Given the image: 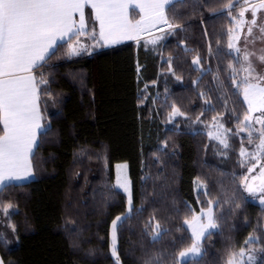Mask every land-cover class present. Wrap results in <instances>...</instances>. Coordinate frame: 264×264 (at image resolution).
I'll list each match as a JSON object with an SVG mask.
<instances>
[{"label":"trees","instance_id":"obj_1","mask_svg":"<svg viewBox=\"0 0 264 264\" xmlns=\"http://www.w3.org/2000/svg\"><path fill=\"white\" fill-rule=\"evenodd\" d=\"M237 2L176 3L168 15L182 27L167 35L159 53L128 43L68 59L67 44L59 48L43 69L49 83L41 97L45 128L34 152V178L0 190V206L11 203L16 209L0 224L11 240L8 245L0 240L4 264H114L111 221L127 205L113 187L118 163H128L133 206L142 209L119 229L122 264H145L158 252L172 264L191 243L190 232L181 228L191 215L186 205L199 212L209 198L222 202L215 209L222 218L220 229L203 240L198 264H224L229 248L238 250L254 229L264 228V206L240 186L246 168L240 166L239 148L242 138L251 148L247 138L231 134L223 155L204 129L219 114L235 133V116L242 118L246 109L227 71L230 63L239 67L227 48L228 11L236 15ZM229 4L233 9H226ZM197 55L201 62L194 66ZM218 70L223 89L213 79ZM173 104L185 117L165 127ZM197 178L208 196L196 192ZM234 203L241 207L233 210ZM152 216L169 230L158 242L145 232ZM254 245L264 246V238Z\"/></svg>","mask_w":264,"mask_h":264},{"label":"snow or ice","instance_id":"obj_2","mask_svg":"<svg viewBox=\"0 0 264 264\" xmlns=\"http://www.w3.org/2000/svg\"><path fill=\"white\" fill-rule=\"evenodd\" d=\"M178 2L183 0H0V188L12 181L27 180L34 176V151L45 128L41 97L48 92L46 86L49 83L43 69L59 48L67 44L65 55L71 59L83 53L91 55L96 48L124 41H136L139 44L143 39L145 47L155 46L164 38V35H154L155 32L172 34L182 27L179 23H173L168 15V11ZM86 7L91 9V24L86 21ZM225 7L231 9L232 4ZM248 12L251 14L250 20L245 15ZM228 15L233 26L227 31V48L229 54H234L239 67L230 63L227 71L231 85L242 96L246 109L242 118L235 116L238 122L235 133L225 128L218 114L213 116L211 125L216 131H209L207 135L217 140L224 150H228L231 147L229 133L235 136L247 134V144L251 150L244 146L242 138L239 163L242 168H246V172L240 177V186L249 196L256 197L258 193L264 194V71L258 72L255 62L264 65V48L259 53L249 50L248 44H254V40L250 41L248 37L253 36L254 28H258L260 35L255 38L264 40V0H243L238 17L232 16L231 11H228ZM258 18L260 24L257 23ZM245 25L247 32L244 47L241 48L237 44ZM82 36H87L94 43H81ZM200 62L197 55L192 64L198 66ZM168 63L171 68V60ZM240 73L243 75L238 80L237 75ZM213 79L217 81L218 89L224 88L219 70ZM205 103L210 105L207 100ZM224 106L227 109V98L224 99ZM209 110L214 108L210 107ZM176 117H185V113L173 104L168 122L172 123ZM196 122H200L199 117ZM222 154L227 155V151ZM116 167L114 187L127 194V205L125 212L111 221L110 255L114 264H122L118 251V230L133 217L134 212L140 213L142 209H134L127 164ZM194 183L197 190L203 189L204 196L209 195L207 185L199 178ZM231 202L225 200L223 203ZM259 202L264 206V195L259 197ZM221 203L218 199L209 198L206 207H202L199 212L186 205L191 215L184 219L181 228L190 232L191 243L171 258L172 264H184V261L198 264L197 258L205 254L202 241L211 236L213 230L220 229L218 220L222 217L217 216L215 209ZM240 207V203H234L233 210ZM14 211L16 209L11 203L0 206V212L5 216H11ZM10 227L15 233V226ZM168 231L162 228L155 216L145 225L146 234L154 242L162 239ZM254 233L244 239L238 250L235 245L227 250L224 264H257V253H264V246L253 248L251 245L261 242L264 228L258 227ZM0 240L5 245L11 243L3 232H0ZM167 259L163 252H158L145 264H165ZM0 264H4L2 258ZM261 264H264V260Z\"/></svg>","mask_w":264,"mask_h":264},{"label":"rangeland","instance_id":"obj_3","mask_svg":"<svg viewBox=\"0 0 264 264\" xmlns=\"http://www.w3.org/2000/svg\"><path fill=\"white\" fill-rule=\"evenodd\" d=\"M242 4H243V0H238V2L234 5V6L236 7V15H234V16H237V17H238V13H239V10H240V7H241ZM234 6H232L231 9H233ZM227 10H230V9H227ZM245 15H246V18H247V19H249V20L251 19V14H250V12L246 13ZM259 16H260V13H258V17H259ZM137 18H138V16H137ZM257 23H258V24L261 23V21L259 20V18H258V20H257ZM232 26H233V25H232ZM246 32H247V25H245L243 32H241V39H240V41H239L238 44H237L238 47H241V48L244 47V36H245ZM154 35H164V38H163L162 40H160V41L158 42V44L155 45V46L148 45L147 47H145L143 39L140 41L139 44H137L136 41H134L133 43L136 44V45L143 44V46H144L146 49H149V50H152V51H154V52H158V53H159V52H161V50H162L161 46H162L163 43L165 42V40H166L168 34L165 35V34L159 32V31H157V32L154 33ZM259 35H260V33H259V29H258V28H254V29H253V36H249V37H248V39H249L250 41L254 40V44H253V43L248 44V49L251 50V51H256L257 53H259V50H260V49L264 48V40H261V39L255 38V37L259 36ZM83 43H84V44H93L94 42L91 41V40H87V41H85V42H83ZM101 48H102V47H101ZM96 49H97V48H96ZM96 49L92 50L91 54H94V52L96 51ZM85 54H87V53H83V54H81L80 56H84ZM80 56H75V57H80ZM241 59H242V57H241ZM164 61H165V60H164ZM255 63H256V68H257V71H258V72H259V71H264V65L260 64L258 61H256ZM242 75H243V73L238 74V75H237V79L239 80V79L241 78ZM159 95H161V94L158 93L157 97L154 95V98H153L154 101H153V102H157L156 99H159V97H161V96H159ZM146 97H147V96H145V98H146ZM169 113H170V112H169ZM178 118H180V117H176L172 123H169V122H168V121H169V114H168V115L166 116V118H165V117L163 118V122H164V124H165V127H167V126L172 127V126L175 124V122L178 120ZM218 118L220 119V122L224 124L225 128H227L226 125H225V123H224V121L222 120V117H218ZM199 123H200V122H196V120L194 121V125H198V126H196V128H197V127L199 128V125H202V124H199ZM211 125H212V120H211L208 124H206V125L204 126V129H206V132H207V133H208L209 131H213V132L216 131V129H215L214 127H211ZM257 127H259V126L257 125ZM227 129H228V128H227ZM230 135H231V133L228 134L229 138H230ZM240 135L244 136L245 138L247 137V134H246V133H240ZM211 140H213L215 143H217V144L220 146V149H221V151H219L220 153H223V152L227 151V150H224V149H223V146L220 145L219 142H218L217 140H215V139H211ZM246 148H249V150H251L250 147H246ZM121 164H127L126 172H127V176H128V178H129V180H130V176H129V165H128V163H118V164L115 165V177H114L113 187H114L115 182H116V174H117V167H116V166H117V165H121ZM257 173H258V169H257ZM257 173H254V174H257ZM130 182H131V180H130ZM114 188H115L116 190H118L119 192H121V193L126 197V200H127V194H126V193H124V192H123L121 189H119V188H116V187H114ZM131 191H132V184H131ZM196 192H197L198 194H200V193L203 192V189H200V190H197V189H196ZM247 194H248V193H247ZM248 195H249V194H248ZM261 195H264V194H259V193H258L256 197H252V196H249V197H250L252 200H254L255 202H258V203L260 204V202H259V197H260ZM132 198H133V192H132ZM98 199H100V202H102V200H103V196H102V195H98ZM4 216H5V215H4L3 213L0 214V224L2 223V217H4ZM213 231H215V230H213ZM110 233H111V227H110ZM10 241H11V240H10ZM202 242H203V241H202ZM110 246H111V235H110ZM118 247H119V230H118ZM251 247H253V248H259V246L254 245V244L251 245ZM257 255H258V257H259V259L257 260V264H261V261L264 260V253H257ZM197 259H198V258H197ZM184 262H186V261H184Z\"/></svg>","mask_w":264,"mask_h":264},{"label":"crops","instance_id":"obj_4","mask_svg":"<svg viewBox=\"0 0 264 264\" xmlns=\"http://www.w3.org/2000/svg\"><path fill=\"white\" fill-rule=\"evenodd\" d=\"M85 16H86V21L89 23V24H91V9H90V7H86V9H85ZM87 40H89L88 38H87V36H82V37H80V41H81V43H83V42H85V41H87ZM134 41H124V42H122V43H120V44H116V45H112V46H107V47H102V48H97L96 49V51H105V50H108V49H112V48H116V47H118V46H121V45H124V44H128V43H133ZM41 109H42V107H41ZM44 129H42V131H43ZM39 141V140H38ZM38 145V144H37ZM36 148H37V146H36ZM36 148H35V150H36ZM35 152V151H34ZM34 178V176H32V177H30L29 179H27V180H22V181H12V182H10V183H8V184H23V183H27V182H29V181H31L32 179ZM7 184V185H8ZM4 188V187H3ZM3 188H0V190H2ZM0 258H2L1 257V255H0Z\"/></svg>","mask_w":264,"mask_h":264}]
</instances>
